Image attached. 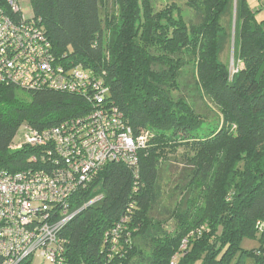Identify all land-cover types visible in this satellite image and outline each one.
<instances>
[{"label":"trees","instance_id":"16d2710c","mask_svg":"<svg viewBox=\"0 0 264 264\" xmlns=\"http://www.w3.org/2000/svg\"><path fill=\"white\" fill-rule=\"evenodd\" d=\"M30 2L56 63L102 82L104 108L118 110L121 132L148 134L136 164H105L71 200L79 212L62 232L65 264H264V8L188 0L190 25L176 2ZM229 47L233 70L222 60ZM189 76L219 117L215 129L182 95ZM92 111L80 95L0 84V170L36 168L34 149L10 150L24 126L49 130ZM177 162L167 203L165 172ZM244 240L259 247L244 250Z\"/></svg>","mask_w":264,"mask_h":264},{"label":"built area","instance_id":"2783aa9c","mask_svg":"<svg viewBox=\"0 0 264 264\" xmlns=\"http://www.w3.org/2000/svg\"><path fill=\"white\" fill-rule=\"evenodd\" d=\"M19 2L0 6V84L80 95L93 111L49 130L24 126L12 144L15 151L34 149L31 161L37 166L15 174L0 170V264H65L62 232L79 212L71 211V200L105 164H136L148 134L121 132L118 110L104 108L108 89L81 66L56 63L39 21L23 16Z\"/></svg>","mask_w":264,"mask_h":264},{"label":"rangeland","instance_id":"374dc122","mask_svg":"<svg viewBox=\"0 0 264 264\" xmlns=\"http://www.w3.org/2000/svg\"><path fill=\"white\" fill-rule=\"evenodd\" d=\"M187 1L188 0H170V1L169 0H152V3L156 6V8H158V5H159V8H162L164 6V4H166L168 2L169 3L170 2H176L178 5H180L182 7V10L184 11L183 16L186 19L187 23L191 25L197 21H196V17H195L194 12L191 11L190 9H188V7L186 5ZM248 5L254 11L260 10L261 8H264V0H248ZM112 6H113V3L110 1V4L107 7V10L110 11ZM19 9H20L22 15L25 16L26 18H31L33 16V10H32V5H31L30 0H20ZM259 16L261 18H264V11H262V13ZM233 51H234L233 48L229 47L225 51V53L223 54V57H222V60L224 62L229 61L231 70L234 69V57H233L234 52ZM189 70H191L190 65H188L185 68V71H189ZM181 84H182V88H181L182 95L188 99V101L193 105V107H195V110L199 114H201L203 116V118L206 120L205 125L208 128V131L218 127L220 124L219 117L216 115V112L214 110L209 109L200 100L196 90L194 89L193 81L191 80L190 76L188 77V79H183L181 81ZM18 96L20 99H23L26 101L28 100L27 95L24 93H18ZM19 139H20V136L18 135V137L16 138L17 142L19 141ZM16 149H19V148L17 147ZM15 150H13V151H15ZM174 160H172V161H174ZM175 161H178V160H175ZM171 166H172L171 169L168 170L167 172H165V177H164L165 193H166L165 198L167 201H171L170 197L173 195L171 192L177 183L176 172L179 169H182V166L179 164V162L173 163ZM167 203H172V201L167 202ZM258 247H259V242L257 240H244L241 244V248L244 250H251L254 248H258ZM35 264H41V262L36 261Z\"/></svg>","mask_w":264,"mask_h":264},{"label":"crops","instance_id":"0c3cea01","mask_svg":"<svg viewBox=\"0 0 264 264\" xmlns=\"http://www.w3.org/2000/svg\"><path fill=\"white\" fill-rule=\"evenodd\" d=\"M11 150V149H10ZM12 151V150H11ZM12 152H16V151H12Z\"/></svg>","mask_w":264,"mask_h":264}]
</instances>
